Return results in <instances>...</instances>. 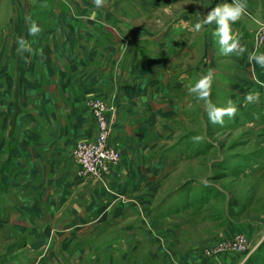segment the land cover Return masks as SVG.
Wrapping results in <instances>:
<instances>
[{
  "label": "rangeland",
  "instance_id": "374dc122",
  "mask_svg": "<svg viewBox=\"0 0 264 264\" xmlns=\"http://www.w3.org/2000/svg\"><path fill=\"white\" fill-rule=\"evenodd\" d=\"M196 1L173 0L167 9L148 12L147 0H0V93L5 87L13 98H20L14 75L19 71L17 66H32L43 59L37 57L35 50L43 39L41 24L45 19L81 18L97 25L106 22L104 28L110 29L115 36L120 35L122 29L131 38L163 37L164 30L182 14L200 8ZM209 21L208 29L212 30L194 39L196 51L176 61L170 71V75H177L193 69L202 73L203 81L199 82L202 88L178 109L187 112V120L174 123L175 132L168 143L151 148L155 155L168 149L169 171L138 196L126 199L123 206L115 208L122 209L129 204L128 213L122 219L115 220L114 213L110 212L96 227H79L80 231L75 232L67 244L84 246L94 243L104 232L136 225L146 233L142 239L147 240L139 246L138 256H131L128 249L123 250V244L118 245L116 251L118 255L122 252L138 257V264L146 261L153 264H264V121L260 117L264 107L258 106V96L252 91L251 102L246 101L247 104L240 105L239 109L232 108L225 92L211 80L212 67L234 79L251 83H254V75L248 74L237 52L218 49L215 42L217 44L219 22ZM251 46L253 58L249 56L248 59H255V54L264 55V38H254ZM246 49L244 51L249 52L247 46ZM39 55L42 54L39 52ZM125 56L127 52L121 49L108 59V66L115 62L120 66ZM100 64L98 69H104L105 64ZM98 69L92 67L83 75L78 74L76 79L88 81L85 75ZM92 97L106 103L108 120L112 119L116 109L112 100L104 96ZM18 102L0 100V264H52L41 260L49 250L37 257L30 245L25 244V227L30 225L27 220L30 217L35 222V219L24 211L30 209L34 214L41 201L46 203L45 196L20 201L22 173L6 163L10 155L21 156L19 162L26 167L28 155L34 153L26 143L27 129L20 121L12 119L20 108ZM81 102L85 110L89 108L88 101ZM21 107L26 109L25 105ZM2 113H5L3 118ZM74 114L77 122L76 117L81 112L78 110ZM99 135L102 134L97 127L95 138L72 133L62 143L55 158L63 160L64 165L48 171L53 183L65 184L71 176L90 181L78 175L76 161L83 156L75 153L81 147L84 152L98 145ZM110 141L109 146L120 154V165L124 146ZM31 167L38 171L34 165ZM3 184L8 186L4 187L6 191L10 187L17 189L13 192L18 202H3ZM48 189V194L56 195L58 200L71 193L65 188L58 198L59 193L53 192L51 186ZM170 194V201H166ZM7 195L13 197L10 192ZM57 204L65 205L61 201ZM15 205L22 209L20 214L12 210ZM167 212L173 217L159 221L152 218L154 213L158 216ZM149 213L151 216L147 218ZM21 226L25 230L20 229ZM108 237V241L118 240L116 235Z\"/></svg>",
  "mask_w": 264,
  "mask_h": 264
},
{
  "label": "crops",
  "instance_id": "0c3cea01",
  "mask_svg": "<svg viewBox=\"0 0 264 264\" xmlns=\"http://www.w3.org/2000/svg\"><path fill=\"white\" fill-rule=\"evenodd\" d=\"M172 2L147 0L146 6L148 12H154L167 9ZM196 3L200 8L182 14L164 30L163 37L131 38L122 29L121 34L115 36L110 29L104 28L106 22L97 25L81 18L52 17L41 24L43 39L40 47L36 45L35 52L43 59L32 66H17L19 71L13 75L20 98H13L11 91L4 87L0 100L19 101L20 108L12 119L20 121L27 129L26 143L34 151L32 156L28 155L26 167L19 162L21 156L10 155L6 163L19 168L22 173L20 201L45 196L46 203L41 201L34 214L30 209L24 211L35 219V222L30 217L27 220L30 225L25 227L26 246L30 245L37 257L49 250L42 261L48 260L52 264H138V257L131 256H138L139 246L147 240L142 239L146 233L136 225L104 232L94 243L84 246L67 244V240L80 231L79 227H96L110 212L114 213L115 220L122 219L128 213L129 204L122 209L115 208L123 206L126 199L138 196L169 171L168 149L155 155L151 148L168 143L175 132L174 123L187 120V112L178 109L202 88L199 82L203 81L202 73L193 69L177 75H170V71L176 61L196 51L194 39L206 30H212L208 29L210 19L219 22L215 45L226 52H237L247 66L248 74L254 75V83L234 79L215 67L210 70L211 80L222 88L232 108L245 106L246 101L253 98L252 91L258 96V106L264 107V55L255 54V59H248L252 57L251 43L255 33L260 23H264V0H197ZM246 46L249 52L244 51ZM121 49L127 52L126 59L121 60L120 66L116 62L108 66V59ZM101 62L105 64L104 69L99 70ZM92 67L98 71L86 74L88 81L76 79L78 74L83 75ZM92 96L109 97L117 109L111 140L124 146L123 161L112 171L106 184L71 176L65 184L56 185L48 173L64 165L63 160L55 158L56 150L72 133L89 139L97 134L91 112L88 107L85 110L81 102ZM32 107L34 109L30 110ZM78 110L81 114L75 122L74 113ZM2 115L3 118L5 113ZM260 117L264 121V114ZM34 159L38 161L32 162ZM31 165L39 166L35 167L38 171L30 168ZM48 186L60 194L58 198L62 197L65 188L72 194L58 200L56 195L48 194ZM4 187L8 186L3 184V202H18L13 192L17 189L10 187L6 191ZM8 192L13 197L8 196ZM58 201L65 205L58 206ZM12 210L18 214L22 212L17 205ZM146 215L150 218L151 213ZM171 217L173 215L168 212L152 215L158 221ZM110 235H116L118 240L108 241ZM122 244V249H128L131 256L122 252L118 255L116 247Z\"/></svg>",
  "mask_w": 264,
  "mask_h": 264
},
{
  "label": "built area",
  "instance_id": "2783aa9c",
  "mask_svg": "<svg viewBox=\"0 0 264 264\" xmlns=\"http://www.w3.org/2000/svg\"><path fill=\"white\" fill-rule=\"evenodd\" d=\"M264 38V23H260L255 33V39ZM106 103L98 98L91 97L88 100V106L91 110V116L97 124L99 135V144L83 152V147L76 151V155H82L83 159L77 160V173L93 183L106 184L112 171L119 165V152L117 153L109 145L112 139L116 125L117 110L114 108V117L108 120ZM111 144H118L110 141ZM82 151V152H81ZM81 152V154H80Z\"/></svg>",
  "mask_w": 264,
  "mask_h": 264
}]
</instances>
